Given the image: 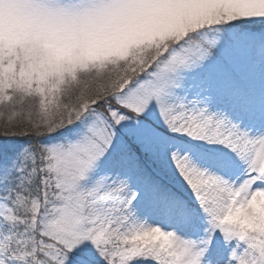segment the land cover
I'll use <instances>...</instances> for the list:
<instances>
[{
    "label": "snow or ice",
    "instance_id": "obj_1",
    "mask_svg": "<svg viewBox=\"0 0 264 264\" xmlns=\"http://www.w3.org/2000/svg\"><path fill=\"white\" fill-rule=\"evenodd\" d=\"M0 264H264V0H0Z\"/></svg>",
    "mask_w": 264,
    "mask_h": 264
}]
</instances>
